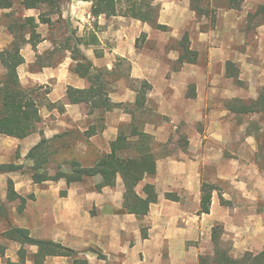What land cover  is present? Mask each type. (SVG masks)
I'll return each instance as SVG.
<instances>
[{"label": "crops", "instance_id": "obj_1", "mask_svg": "<svg viewBox=\"0 0 264 264\" xmlns=\"http://www.w3.org/2000/svg\"><path fill=\"white\" fill-rule=\"evenodd\" d=\"M94 1L63 0L62 19L86 42L79 46L82 56L95 69L111 73L109 101L114 108L103 113L99 128L97 112L88 115L84 105L67 102L68 88H87L71 71L69 52L54 56L53 61L60 60L55 66L34 68L37 55L53 50L48 26L40 24L36 31L41 42L36 52L29 45L21 47L24 63L16 72L22 87H47V101L54 106L39 108L41 123L28 137L0 136V165L27 167L33 147L65 131L94 132L76 150L81 158L95 160L110 153L119 133L136 129L152 139L155 174L135 192L144 198L142 188L151 185L157 201L139 219L122 212L120 176L114 186L97 191L94 179L67 188L64 181L34 185L28 174H0V206L6 209L5 215L0 212V264L18 262L20 245L3 238L9 226L84 254L87 264H197L199 255L212 251L215 226L222 228L221 240L229 239L233 252L262 251L264 0H244L240 11L229 9L227 0H202L203 13L214 12L211 29L206 15L197 17L188 0H151L158 9L157 24L166 32L121 16L94 18ZM260 6L259 24L245 29ZM21 11V17L37 20L39 15ZM7 13L12 11H0V18ZM185 33L196 62L178 68V43ZM92 37L96 42H90ZM11 42L6 27L0 26V52ZM4 73L0 65V77ZM8 183L26 200L21 215L16 213L18 202L7 201ZM203 184L213 187L208 214L199 213ZM63 191L65 197L60 196ZM25 249L31 255L37 251ZM44 264L72 261L48 257Z\"/></svg>", "mask_w": 264, "mask_h": 264}, {"label": "trees", "instance_id": "obj_2", "mask_svg": "<svg viewBox=\"0 0 264 264\" xmlns=\"http://www.w3.org/2000/svg\"><path fill=\"white\" fill-rule=\"evenodd\" d=\"M190 9L197 17L206 15L210 21V29L213 28L215 17L207 12L203 13L202 0H188ZM63 0H0V11L20 10L39 11L37 20L33 17H21L7 13L3 18L7 19L6 30L12 37L11 44L0 52V65L5 73L0 77V136L15 139H24L36 132L41 123L39 108H52L54 105L47 101L49 89L43 87H22L17 77V68L24 61L20 55L21 47L29 45L36 52L37 45L41 42V36L37 33L38 26H48L53 44V50L44 57L37 55L34 68L55 66L58 61L53 57L59 53L69 52L73 67L71 71L79 78L85 80L87 88L66 90V100L71 105H84L88 115L97 112L99 128L102 126L103 113L111 111L114 106L109 101L111 92V73L106 70L95 69L88 62L79 49L86 45L83 38L77 36L76 30L72 29L69 20L62 19L61 6ZM227 6L231 10L240 11L242 0H227ZM263 12V7L258 13ZM158 9L152 6L151 0H95L92 3L91 16L97 18L104 16L111 18L121 16L147 23L154 29L166 32L167 28L157 24ZM56 17L52 22L51 18ZM55 30V31H54ZM144 36H141V39ZM90 42H96L92 37ZM180 56L177 61L178 68L183 64H194L196 53L189 50L188 35L185 33L178 43ZM60 55V54H59ZM232 65H226L227 72ZM235 78V72L229 74ZM264 109V95L260 97ZM246 112V109H240ZM94 132L80 134L77 131H65L54 136L52 139H42L33 147L28 156V166L23 165H0V174L26 173L34 185H44L64 181L66 187L81 183L87 179H94L95 189L99 191L103 187L115 185L117 176H120L124 184L122 212L142 218L147 215L149 206L155 204L157 195L153 186L145 185L142 188L144 198L139 197L135 188L147 177L155 174V158L152 155V139L132 129L129 133H119L117 139L110 144V153L101 155L91 160L81 158L77 154V146L84 138L91 137ZM84 137V138H83ZM133 139V141H131ZM213 187L203 184L201 187L200 214H208ZM61 197L66 192L60 193ZM167 200L177 201L173 195H166ZM7 201L18 202L16 213L21 215L26 200L13 192L12 185L8 183ZM1 214L5 215L6 209L0 206ZM222 228L215 226L211 231V242L214 246L212 258H199V264H264V250L260 253L245 252L239 259H233L227 250H220V238ZM142 237L145 238L144 230ZM3 238L20 245L17 253L18 262L7 264H26L30 259L31 264H44L48 257H62L72 261V264H87L85 258H79L82 254L52 241L37 240L30 237L29 232L9 226L3 234ZM25 247H35L34 255L29 256ZM89 253L97 255L98 259H104L95 251Z\"/></svg>", "mask_w": 264, "mask_h": 264}, {"label": "rangeland", "instance_id": "obj_3", "mask_svg": "<svg viewBox=\"0 0 264 264\" xmlns=\"http://www.w3.org/2000/svg\"><path fill=\"white\" fill-rule=\"evenodd\" d=\"M207 1H209V0H205V2L204 3H206ZM244 4V0H242V5ZM261 7V6H260ZM12 16L15 18L16 16H18V15H21V14H23V12L20 10V9H17V8H14L13 9V11H12ZM209 14H210V16H212L213 14H214V12L213 11H209ZM256 19L255 20H251V23H250V27L248 28V26H247V28H245V29H250L251 28V25H253V26H257L258 24H259V21L262 19L261 18V14H259V13H257L256 14V17H255ZM7 19H5V18H3L2 16H1V18H0V26H6V24H7ZM210 22H208V24L206 25V27L207 28H210ZM255 29V28H254ZM247 31H249V32H251V30H247ZM23 166H24V168H25V166L26 165H24L23 164ZM22 174H26V173H22ZM222 235H223V230H222ZM222 235H221V237H222ZM212 243V242H211ZM218 249H220V250H227L228 252H229V255L233 258V259H239L240 257H241V255L243 254V253H245V252H243V253H237V252H233L232 251V246H231V242H230V240L229 239H222L221 240V238H220V245L218 246ZM264 250V249H263ZM262 250V251H263ZM213 252H214V246H213V244H212V251H210V252H204V253H202L201 255H199L198 256V258H197V264H199V258L200 257H202V258H204V259H206V258H212L213 257ZM261 252V251H260ZM260 252H252V253H260ZM28 254H30L29 252H28ZM100 255V254H99ZM29 256H31V254L29 255ZM101 256V255H100ZM96 257H97V255H96ZM79 258H85V255L83 254L82 256H80ZM98 258V257H97ZM100 260V259H99Z\"/></svg>", "mask_w": 264, "mask_h": 264}]
</instances>
